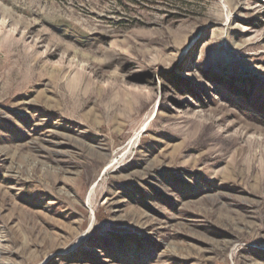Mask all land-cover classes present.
Masks as SVG:
<instances>
[{"label": "rangeland", "instance_id": "obj_1", "mask_svg": "<svg viewBox=\"0 0 264 264\" xmlns=\"http://www.w3.org/2000/svg\"><path fill=\"white\" fill-rule=\"evenodd\" d=\"M0 264H264V0H0Z\"/></svg>", "mask_w": 264, "mask_h": 264}]
</instances>
